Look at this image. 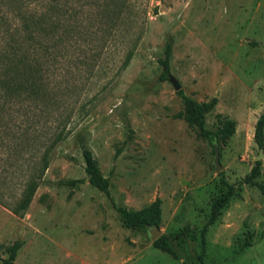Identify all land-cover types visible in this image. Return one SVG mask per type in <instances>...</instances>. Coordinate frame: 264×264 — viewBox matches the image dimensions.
Here are the masks:
<instances>
[{"label":"rangeland","instance_id":"rangeland-1","mask_svg":"<svg viewBox=\"0 0 264 264\" xmlns=\"http://www.w3.org/2000/svg\"><path fill=\"white\" fill-rule=\"evenodd\" d=\"M73 1V30L44 74L34 21L41 0H0V264H198L211 198L227 188L221 172L242 189L211 226L205 260L264 264V192L243 182L257 160L264 169L254 138L264 113V0ZM168 42L181 89L198 101L218 99L207 127L217 130L225 116L237 122L220 145L222 171L213 143L178 116L179 90L160 80ZM83 142L118 204L163 199L159 230L179 258L154 246V227L122 224L87 180ZM44 158L33 200L16 214ZM72 178L84 181L60 182ZM187 226L192 235L173 237Z\"/></svg>","mask_w":264,"mask_h":264},{"label":"trees","instance_id":"trees-1","mask_svg":"<svg viewBox=\"0 0 264 264\" xmlns=\"http://www.w3.org/2000/svg\"><path fill=\"white\" fill-rule=\"evenodd\" d=\"M72 3H74L73 0H41L39 19H34L38 25L40 45L43 51V56L45 57L40 62L39 72L42 71V73L45 74V70L51 67V58L56 53L57 47L59 45H66V42L70 37L74 27V23L72 22L74 18L73 16L77 13H73L74 7ZM172 56L173 44L168 42L165 49V57L160 59V62L163 65V71L160 75V80L162 81L170 78ZM129 59L130 57L128 60ZM29 69L33 70L32 64H29ZM42 76L46 77V75L42 74L41 78ZM46 81L47 80H44V83H46ZM178 93L182 97L184 103V110H182L178 116L184 118L188 122L189 126L194 127L200 136L209 139L214 145V151L216 142L220 148L221 144L225 145L227 141L236 133L237 122L226 116L220 117V126L217 130L207 127L206 115L215 108L218 102L217 97H214L211 101L202 102L186 94L183 89H180ZM254 138L257 145L261 149H264V113L261 114L256 123ZM81 148L83 156L86 160L85 169L90 183L107 194L114 208L118 212L122 224L127 228L145 232L150 231L151 227H159L163 217V199L161 197H157L151 203L137 209L118 204L111 193V180L102 172L94 151L85 142L82 143ZM262 164V160H257L250 173L244 178L243 182L258 185L264 192V183L259 182L257 179L261 175H264ZM47 168L48 161L44 158V167L38 176L32 178L28 182L18 206L14 209L16 214L23 211V213H21L23 215L28 209L39 187L40 180ZM220 174L221 179L227 188L211 198L210 214L200 234L202 239V251L199 255L198 264H208L205 260L207 254L208 232L211 226L219 221L224 213V210L229 206L231 201L235 197L240 196V191L242 189L241 184L238 186L237 184L229 183L226 180L224 172H221ZM83 181L84 179L81 178H72L60 182L65 186L76 188ZM193 230L194 229L191 226L184 227L175 232L173 237L177 240L184 239L192 235ZM153 244L155 247L172 254L175 258H179L177 250L174 248L169 236L163 234L155 240ZM251 244V238L246 237L244 246H249ZM11 252L13 251L11 250ZM4 264H12V260L5 259Z\"/></svg>","mask_w":264,"mask_h":264},{"label":"water","instance_id":"water-1","mask_svg":"<svg viewBox=\"0 0 264 264\" xmlns=\"http://www.w3.org/2000/svg\"><path fill=\"white\" fill-rule=\"evenodd\" d=\"M170 79L173 82V84L177 90H180L182 88L179 80L173 74L170 75ZM263 154L264 153L262 151L261 154L259 155V159H260V157L263 156ZM215 164L217 166L218 171H222V169H224V166L220 162V148H219V145L217 142L215 143ZM87 180H89V179H87ZM151 233H152L151 238L154 242L155 240H157L160 237L162 231L159 230L158 226H155L154 229L151 230Z\"/></svg>","mask_w":264,"mask_h":264}]
</instances>
